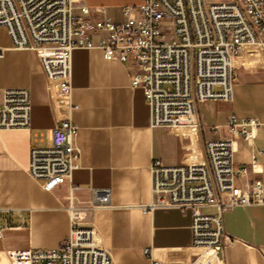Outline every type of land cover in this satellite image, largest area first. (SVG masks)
<instances>
[{"label": "crops", "instance_id": "1", "mask_svg": "<svg viewBox=\"0 0 264 264\" xmlns=\"http://www.w3.org/2000/svg\"><path fill=\"white\" fill-rule=\"evenodd\" d=\"M82 2L95 17L104 10L122 22L123 9L144 0ZM0 47L5 49L0 90L29 88L32 101L30 129L0 130V264H28L33 251L57 249L71 232V198L85 207L95 191L104 190L111 193L109 206L91 211L89 223L114 264L192 261L190 212L144 209L152 201L153 163L176 167L203 162L204 143L228 138L225 124L232 116L264 124V54L246 46L234 61L232 101L202 103L199 127L171 129L151 126L143 90L131 85L135 69L129 63L107 61L99 49H77L72 53L71 91L64 95L55 81L48 85L36 54L12 48L3 28ZM64 120L78 127L74 144L79 167L70 181L47 192L29 176L30 150L49 147L51 130ZM214 126H220V132L212 133ZM253 134L250 142L238 140L235 163L249 170L243 182L259 179L264 186V130L254 129ZM203 212L215 215L217 209ZM223 217L234 241L223 251L222 261L215 250L206 251V257H213L214 264H264V206L236 207Z\"/></svg>", "mask_w": 264, "mask_h": 264}, {"label": "built area", "instance_id": "2", "mask_svg": "<svg viewBox=\"0 0 264 264\" xmlns=\"http://www.w3.org/2000/svg\"><path fill=\"white\" fill-rule=\"evenodd\" d=\"M96 13L100 17L82 0H0V28L7 31L12 48L36 54L48 85L55 81L64 95L71 91L72 53L77 49H99L107 61L129 63L135 69L131 85L143 90L152 127H192L193 119L199 127L200 104L232 101L234 61L244 48L264 54V0H144L125 7L122 22L104 10ZM4 52L0 47V58ZM31 111L29 88L0 90V130L30 129ZM257 128L264 130V124L232 116L225 124L228 138L204 143L203 162L176 167L153 163L152 201L144 209L190 212L194 258L185 264H214L205 254L210 249L222 261L234 241L226 232L224 213L264 206L262 181L243 182L249 170L235 163L238 140L250 142ZM220 130L211 128L212 133ZM77 132L71 121H60L51 130L49 147H31L28 173L45 191L70 181L79 167ZM110 197L109 190L95 191L85 207L71 198L69 237L57 249L33 251L28 264H114L89 223L91 211L108 207ZM205 208L217 213L205 214ZM143 253L150 255L148 249Z\"/></svg>", "mask_w": 264, "mask_h": 264}, {"label": "bare ground", "instance_id": "3", "mask_svg": "<svg viewBox=\"0 0 264 264\" xmlns=\"http://www.w3.org/2000/svg\"><path fill=\"white\" fill-rule=\"evenodd\" d=\"M189 123H190L191 125H195V121H194V119H193V120H190ZM181 127H182V126H181ZM210 250H212V249H210ZM207 251H209V250H207Z\"/></svg>", "mask_w": 264, "mask_h": 264}, {"label": "rangeland", "instance_id": "4", "mask_svg": "<svg viewBox=\"0 0 264 264\" xmlns=\"http://www.w3.org/2000/svg\"><path fill=\"white\" fill-rule=\"evenodd\" d=\"M207 1H212V0H207Z\"/></svg>", "mask_w": 264, "mask_h": 264}]
</instances>
